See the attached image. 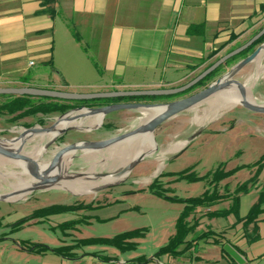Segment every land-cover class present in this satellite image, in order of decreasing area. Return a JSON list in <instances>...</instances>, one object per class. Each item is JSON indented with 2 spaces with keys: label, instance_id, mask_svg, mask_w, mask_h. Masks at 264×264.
I'll list each match as a JSON object with an SVG mask.
<instances>
[{
  "label": "crops",
  "instance_id": "crops-1",
  "mask_svg": "<svg viewBox=\"0 0 264 264\" xmlns=\"http://www.w3.org/2000/svg\"><path fill=\"white\" fill-rule=\"evenodd\" d=\"M59 14L70 19L86 47V53L100 65L102 78L110 77V83L100 87L102 90L140 87L165 90L166 87L154 81L158 72L165 75L170 70L187 72L166 86L179 85L206 65L202 64L204 59L220 57L249 39L264 22V0H0V82L6 87L40 86L60 91L61 87L50 79L43 84L40 83L41 77L30 76L36 61L49 66L55 59L56 19ZM63 85L67 84L64 82ZM118 115L111 114L105 119L113 124L120 118ZM190 141L192 138L180 141L183 146L179 156ZM172 148H166V151ZM222 164L226 172L240 168H232L230 162ZM189 169L194 171L195 167ZM244 171L249 172V178L236 189L246 183L249 186L247 191L237 196L239 205L236 212L227 213L233 207V197L210 209H199L192 218L198 221V227L188 238L189 242H195L193 248L178 259L168 256L155 258L154 255L149 264H264V205L254 222H246L264 194V168L254 183L252 179L256 169H243L224 180L218 191L221 196H225V191L234 196L236 189L229 182ZM206 191L208 188L204 193ZM97 201L94 199L87 204L92 209L69 213L83 216L82 219L62 214L42 220L54 219L61 227L76 223V226L67 228L74 232L79 231L82 225L105 223L119 218L122 213L137 211L122 206L123 201L112 205ZM117 207L119 210L111 212ZM208 233V238L198 240ZM89 239H76L74 244L63 247ZM82 249L74 251L76 259L63 258L51 252L38 254L15 250L14 260H3L0 264H133L131 262L137 259L127 260L118 250L108 247L99 252L78 253ZM210 249H216L215 254L201 256ZM18 256L25 258L16 260Z\"/></svg>",
  "mask_w": 264,
  "mask_h": 264
},
{
  "label": "rangeland",
  "instance_id": "rangeland-1",
  "mask_svg": "<svg viewBox=\"0 0 264 264\" xmlns=\"http://www.w3.org/2000/svg\"><path fill=\"white\" fill-rule=\"evenodd\" d=\"M62 16L63 15L59 14L56 19L57 34L54 61L51 62L49 66H45L41 62L36 61V66L31 69L30 76L41 77L42 81H40V83L43 84L46 79H50L55 85L61 87L59 92L77 95L155 91L143 87L102 90L100 87L110 83V81H108L110 77L105 76L102 78V69L97 60L84 51L86 47L76 40L69 28V26H71L72 30L77 33L72 22L70 19L62 18ZM263 29L264 22L254 31L249 39L225 51L220 57L204 59L202 64L203 66L204 64L206 65L200 69L197 74H194L179 85L171 87L166 86L184 77L187 72L181 71L179 73H174L170 70L166 75L158 72V74L154 76V81L166 87L164 88L165 90L182 88L222 58L249 43ZM66 39L67 41L65 42ZM262 44H264V42ZM261 45H258L247 57L252 55ZM243 60L244 59H241L229 66H225L213 82L185 96H193L207 89ZM263 65L264 56H260L253 63L244 68L235 79L245 87V92L251 88V90H249L252 93V100L250 102L261 106H264V74L259 75L258 68L259 66L264 67ZM251 78L253 81H249ZM254 79H256V81H254ZM64 82L67 84L66 86L63 85ZM127 82L128 81L125 83ZM142 82L143 81H140L139 83ZM4 87H6V84L0 82V89L19 88L20 86ZM23 87L30 88L27 86ZM35 88L43 90L51 89V91H55L53 88H44L40 86ZM215 98L216 97H213L209 101ZM176 100H182V98L179 99L178 97L173 100L161 98L159 101L155 102L144 101L129 104L167 105ZM4 101L5 99L0 97V104ZM116 101H118V99L82 101L78 102L77 105L95 106H89L92 109L101 108L99 105L104 107L115 105ZM209 101L161 125L152 135L154 145L151 148L150 154H146V158L134 168L130 175L120 178L117 183H114L110 189L104 192L95 193V189L89 195H81L73 193L70 190L57 188V185L62 183V181L75 178V176H82L81 178H76L77 181H89L90 163L86 161L84 152H77L66 172L62 171L55 175L60 180L54 188L28 194L18 201L7 200L5 202H0V262L3 260H14L12 257L13 252L15 254V250L18 252H21V249L27 250L26 247H28V245H45L50 248H59L74 244L76 239L99 237L113 238L126 232L141 229H146L148 231L146 238L139 242L140 244L137 250L121 254V256L125 259L128 258L127 260L141 257L152 260V257L158 252L160 247H163L167 243L168 238L175 234L176 221L184 207L181 204L172 203L153 195L149 188L156 180H159V184L164 191H172L168 194L169 197H177L180 199L198 198L209 188L207 185L208 183H178L175 174L182 173L189 170V168L195 167L194 171L192 169V173L198 177H204L215 172L223 162H230L232 168L248 167L253 166L264 157V115L251 112L243 108L240 104L222 109L214 117L207 118L206 114L209 112ZM97 105L99 107H96ZM144 112H116L113 114H119L118 116H120V118L113 124L107 119H104L98 126L92 129L88 128L87 124L91 119L83 121L82 126L78 127L81 128V130H75L64 136H58L54 144L46 150V153L37 164L39 166L50 164L54 156L64 147L83 142L104 141L130 133L138 126L142 125V122L146 118L148 119L150 117L151 111ZM69 113H71V111L66 114ZM62 116L63 115H54L45 118L43 126L38 124L37 119L33 117L17 123H12L11 117L0 116V141L6 146L9 141L19 138L23 131L34 128L48 129ZM80 123L82 122L74 123L72 126H78ZM190 138H192V141H190L191 143H188L185 152L179 156L178 154L182 151V144H179L180 141L185 142ZM50 142L45 143V147ZM166 148L172 149L166 151ZM0 158L1 160H6L2 157ZM107 162L109 163V167H112L114 164V161L111 162V160ZM25 170L26 169L16 167L12 164H7L6 167H0V196H8L7 194L11 193L10 186L17 182L14 177L22 178L25 181L30 180V177L25 176L23 173ZM95 172L98 178L101 175L109 174L111 171L107 168L102 169L98 167ZM255 172H257V170ZM8 173H15L14 177ZM248 178L249 172L244 171L232 178L229 183L235 190L239 184L244 183ZM257 178L258 175L256 177L255 174L252 182H255ZM209 190L212 191V188H209ZM223 193L226 196L225 199L233 197L232 193L229 191ZM94 199H98L97 202L103 204L108 202L106 205H112L117 201H123L122 206L125 208L137 209V211L132 210L122 213L121 215L119 212L120 216L117 219L105 223L94 222L92 225H82L79 231L74 232H69L67 227L63 228L59 226V222L54 219L50 221L35 219L23 225L20 229L13 231L20 222L41 209L54 205H87ZM114 210H119V208H113L111 212ZM64 216L74 217V219L77 217L78 220L83 218V216L79 217L77 214H65ZM64 221L67 220L64 219ZM105 248L106 247L102 246H88L78 253L85 251L99 252ZM215 252L216 249H210L201 256H212ZM22 258L25 257L18 256L16 260Z\"/></svg>",
  "mask_w": 264,
  "mask_h": 264
},
{
  "label": "water",
  "instance_id": "water-1",
  "mask_svg": "<svg viewBox=\"0 0 264 264\" xmlns=\"http://www.w3.org/2000/svg\"><path fill=\"white\" fill-rule=\"evenodd\" d=\"M264 37V29L255 36L249 43L242 46L241 48L235 50L234 52L228 54L216 64L211 66L205 72H203L200 76L194 79L192 82L187 84L186 86L175 89V90H155V91H147V92H115V93H103V94H93V95H77L64 93L59 91H51V90H42L36 88H9V89H0V96H16V97H32V98H48L52 100H61L68 102H82V101H97V100H109V99H127V98H159V97H174L181 95L183 93L188 92L195 86H197L200 82H202L205 78L211 75L213 72L218 70L221 66H224L229 60L234 57L239 56L241 53L248 50L252 47L256 42H258L261 38ZM264 51V44H262L252 55L245 58L243 61L238 63L234 68L230 70L223 77L218 79L215 83L209 86L207 89L190 96L188 98L175 101L173 103L167 105L160 104H115L107 107L101 108H78L76 110L71 111L69 114H65L60 117L56 123L48 128H34L25 130L19 138H15L9 141L10 144H13L15 141L22 140L27 136H33L37 134H50L56 130L62 121L66 120L67 124H74L77 122L88 121L90 119L101 117L104 120L107 116L121 111H150V110H160L162 111L149 120L148 122L138 126L134 131L111 138L104 141L98 142H83L73 144L67 147H64L61 151H59L53 158L52 162L46 166H39L37 162L27 158L22 154V145L21 148L14 151L10 146H5L2 141H0V157L8 160V161H21L25 163L27 168L29 169L31 178L35 181V184L28 190V194H32L35 192L44 191L47 189H52L55 185L58 184L59 178L55 176L54 169L58 167L60 168V161L64 159L67 155L77 152L84 153H98L106 151L110 148H113L121 143L130 141L137 137L143 135H153L156 130L166 123L167 121L199 106L200 104L209 101L213 97H217L220 94H223L229 91L231 88L236 87L243 98V102L241 106L251 112L256 114L264 115V106L254 104L246 99L245 87L238 82L236 79L237 75L248 65L253 63L260 54ZM81 130L76 126H68L57 133V136L45 147L48 150L52 144H54L56 138L58 136H64L69 132ZM90 131V130H87ZM146 155L138 156L131 164L125 167L123 170L115 174L116 178H122L124 176L130 175V173L136 168L144 159ZM59 171V170H58ZM57 175V174H56ZM110 176L109 174L101 175L98 178H106ZM82 176H77L76 178H81ZM114 184H106L97 188L95 193H101L108 189H110ZM14 196V195H13ZM8 196H0V202L7 201Z\"/></svg>",
  "mask_w": 264,
  "mask_h": 264
},
{
  "label": "trees",
  "instance_id": "trees-1",
  "mask_svg": "<svg viewBox=\"0 0 264 264\" xmlns=\"http://www.w3.org/2000/svg\"><path fill=\"white\" fill-rule=\"evenodd\" d=\"M72 34L76 38L78 42H81L77 33L72 30L71 26H69ZM264 42V37L261 38L258 42H256L252 47H250L245 52L241 53L239 56L234 57L233 59L229 60L224 66H221L218 70L213 72L207 78H205L202 82H200L197 86L192 88L186 93H183L178 96L174 97H159V98H128L125 99H118L115 104H121L123 102H142V101H159V99L167 98L173 100L178 97H182L187 95L198 88L206 87L209 83L213 82L217 75L223 70L225 66H229L232 63L239 61L241 59H245L248 54L252 53L258 45H261ZM87 52L86 49H84ZM210 68V67H209ZM5 99L3 103L0 104V116L11 117L12 123L20 122L27 118H35L37 119V123L44 125L45 118H49L54 115H64L72 110H76L78 108H90L95 107L92 105H77L78 102H68V101H61V100H52L48 98H32V97H16V96H0ZM100 107H104L99 105ZM98 105L96 107H99ZM264 168V157L260 159L259 162L254 164L253 166L248 167H240L230 172H225L224 165H220L218 169L210 173L204 177H198L194 173H192V169L184 171L179 174H175L177 177L178 182L186 181L191 184L205 182L208 183V187L212 188V191H206L202 196L198 198H190V199H180L177 197H169L172 191L170 190H163L161 185L159 184V180H156L149 188L150 192L155 195L156 197L162 198L166 201L181 204L184 206L183 211L181 212L175 226V234L170 237L167 244L161 247L158 252L155 254V258H161L164 256H168L172 259H178L183 257L188 251L193 248V242H189L188 238L190 235L194 234L197 227L198 221H194L192 219L196 212L199 209H210L214 205L218 204L219 202L225 200L226 196H221L218 188L220 184L226 180L234 176L236 173L243 169H256V177L257 175L263 170ZM209 179V181H208ZM254 183V182H252ZM251 184V182H250ZM249 183L243 184L239 186L236 191L234 192V204L231 208L230 212L233 213L237 211L239 201L237 196L245 191H247ZM264 205V194H262L260 198V202L251 210L250 214L246 218L247 223L254 222L257 217L261 213V209ZM91 205H72V206H51L39 211H36L32 216L23 220L18 224L14 229H20L23 225L32 222L35 219H46L50 216L54 215H62V214H69V213H77L80 211H86L92 209ZM227 213H223L224 215ZM76 223L68 224L62 226L63 228L67 227H74ZM148 231L146 229L135 230L131 232H126L120 235H117L113 238H97V239H89V240H82L77 242L74 246L69 247H61L57 249H52L44 245H30L26 247L27 250L38 253L44 254L47 252L54 253L57 256L68 258V259H76L77 255L74 253L79 248H84L88 246H102L108 247L118 250L121 254H125L131 251L137 250L139 246V242L143 240ZM210 236V234H204L203 236L199 237L198 240L206 239ZM197 241V239H196ZM110 261V260H107ZM131 263L133 264H149L150 260L146 259L145 257L138 258Z\"/></svg>",
  "mask_w": 264,
  "mask_h": 264
},
{
  "label": "bare ground",
  "instance_id": "bare-ground-1",
  "mask_svg": "<svg viewBox=\"0 0 264 264\" xmlns=\"http://www.w3.org/2000/svg\"><path fill=\"white\" fill-rule=\"evenodd\" d=\"M260 56L261 57L264 56V51L260 54ZM258 72L259 75L264 74V67L259 66ZM249 81H253V79L251 78ZM254 81H256V79H254ZM249 90H251V88ZM249 90L246 91L247 101L252 100V93ZM242 102H243V98L241 97L237 88L233 87L229 91L209 101V112L206 114L207 115L206 117L212 118L220 110L231 106L240 105L242 104ZM150 111H151L150 117L148 119L146 118L142 122V124L148 122L149 120L157 116L162 111V109L150 110ZM102 121L103 120L101 119V117L93 118L87 123L88 128L92 129L98 126ZM82 124L83 122L78 124V126L76 127H80L82 126ZM72 125L73 124H67V121L64 120L61 122V124L58 127H56V130L50 134L41 133L33 136H27L22 140L15 141L13 144L7 143L6 146H10L12 150L16 151L19 148H21L24 143L22 147V154L27 158L33 160L34 162H38L46 153L44 144L53 140L57 136V133L60 130ZM153 145H154V139L152 135H143L135 139H132L130 141L121 143L113 148L106 150L105 152L103 151L98 153H85L84 156L86 157V161L90 163L89 177L87 176L89 181H77L76 179L71 178L69 180L62 181V183L57 185V188L63 190H70L76 194L89 195L95 189L100 188L103 185L117 183L120 178H116L115 174L123 170L129 164H131L138 156L150 154ZM74 155L75 153H72L64 157V159L60 161V168L58 169V167H56V169H54L52 173L56 175L59 174V172L61 173L62 171L66 172L68 166L71 165L72 159H74L73 158ZM108 160H111V162L114 161L112 167L108 166L109 164L107 162ZM7 164L9 165L12 164L16 167L26 169L25 171H23V173L25 174V176L30 177L29 181H25L22 178L14 177L15 173H8L12 177H14L17 180V182L16 184L10 186L11 193L7 194L8 195L7 200L8 201L21 200L28 195V190L32 188V186L35 184V181L31 178L29 169L27 168L25 163L21 161L10 162L3 159L1 160L0 158V167H6ZM98 167H101L102 169H106V168L110 169L112 173L110 172V176L106 178L98 179L97 174L95 172L96 168Z\"/></svg>",
  "mask_w": 264,
  "mask_h": 264
},
{
  "label": "flooded vegetation",
  "instance_id": "flooded-vegetation-1",
  "mask_svg": "<svg viewBox=\"0 0 264 264\" xmlns=\"http://www.w3.org/2000/svg\"><path fill=\"white\" fill-rule=\"evenodd\" d=\"M188 95V94H187ZM185 96V95H184ZM184 96H182V97H179V99H185V98H188V97H184ZM190 97V96H189ZM176 101H179V100H176ZM142 102H144V101H142ZM151 102H153V101H151ZM155 102V101H154ZM175 102V101H174ZM124 104H129L130 102H123ZM123 103H121V104H123ZM173 103V102H172Z\"/></svg>",
  "mask_w": 264,
  "mask_h": 264
}]
</instances>
